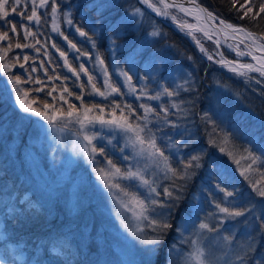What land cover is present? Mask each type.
Here are the masks:
<instances>
[{
  "label": "trees",
  "instance_id": "obj_1",
  "mask_svg": "<svg viewBox=\"0 0 264 264\" xmlns=\"http://www.w3.org/2000/svg\"><path fill=\"white\" fill-rule=\"evenodd\" d=\"M198 1L225 23L241 26L264 38V13L255 19L251 18L252 13L240 19L242 11L237 9L245 4V0H237L235 7L231 0ZM260 2L251 0L249 6L256 5L253 9L255 12ZM25 4L18 6L17 13L23 11L26 17L31 14L32 0ZM35 6L40 18L38 23L10 13L7 19L16 24V32H12L10 26L0 20V31H7L9 35L8 40L0 41V56L4 57L0 59V64H8L12 68L11 76L21 77L23 82L20 88L29 93V101H36L34 107L41 111L50 108L68 113L69 105H75L71 111L96 105L92 109L97 112L123 114L135 124L140 123L144 114L140 107L143 103L154 105L156 111L160 112L152 99L139 100L129 95L117 74L118 67L131 77L139 94L145 90L149 96L161 93V102L169 110L166 117L178 126L187 125L186 132L192 133L188 140H185V134L178 135L175 140L179 143V151L165 153L169 156L171 168L178 171L184 169L192 155L200 156L201 167L189 168V176L184 179L171 174L159 189L158 200L162 207L156 212L163 213L173 227L154 253L146 252L145 247L140 250L137 256L142 264H179L175 256H184L188 249L184 243L189 241V237L184 240L187 234L181 233V227L183 222L188 221V216H192L199 196L203 197V205L196 212V220L188 221L189 226L196 230L202 220L218 229L214 217L218 210L216 201L230 210L244 211L247 215L253 213L255 217H249L246 221L252 226L250 233L253 238L251 247L244 249V264L264 262V231L260 227L261 221H264V197L257 193V188H264V80L248 83L227 73L207 59L192 38L149 12L139 0H48L44 7H40V2H36ZM53 7L59 14V34H55L52 28ZM136 9L142 12L139 17L132 15ZM69 19L76 31L69 28ZM25 28L34 35H26ZM77 29L87 35L80 36ZM154 31L159 35H151ZM69 41L75 45L77 55H88L92 60L98 57L103 61L114 87L120 89L119 93L110 97L96 96L85 77L75 78L65 68L61 53L67 56L76 71L80 70L79 61L67 44ZM18 43L28 46L17 48ZM5 49L8 50L5 52ZM224 52L229 55L226 50ZM25 56L29 58L27 62L23 59ZM84 64L91 71L90 66ZM176 75L180 78L177 79ZM94 77L91 78L95 84L104 90L101 80ZM164 88L175 94H163ZM77 96L81 99H77ZM8 101V93L0 88V112L4 114L9 111L7 115H16L14 108L6 106ZM115 105H119V108ZM126 105H131V111ZM16 116L18 123L15 128L19 130L20 140H28L31 132L29 122ZM104 154L115 166L125 170V164L117 155L108 150ZM253 157L257 158L255 162ZM5 173L1 174L0 179L7 183L9 174L7 171ZM217 184L226 191L218 190ZM14 188H18L17 182ZM165 188L173 193L172 197L164 193ZM24 192L20 191L18 199ZM227 192L233 195L228 196ZM177 196L180 197L178 200L175 199ZM226 197H229L228 202L225 201ZM19 207L6 212L4 221L13 240L23 243L29 252L27 263L43 261L48 255L53 258L50 264H87L73 244L66 243L62 235L57 237L53 234L52 219L44 208L30 205L28 208L27 203ZM243 226L237 222L234 226L237 230L236 242L246 243V233L241 231ZM144 233L156 235L149 226ZM228 233L234 235L233 231ZM260 237L261 241L258 240ZM54 245L62 246L66 255L52 254ZM177 248L183 252L176 251ZM4 249L8 264H18L8 248ZM169 249L172 251L169 252ZM37 251L38 255L35 256Z\"/></svg>",
  "mask_w": 264,
  "mask_h": 264
},
{
  "label": "rangeland",
  "instance_id": "obj_2",
  "mask_svg": "<svg viewBox=\"0 0 264 264\" xmlns=\"http://www.w3.org/2000/svg\"><path fill=\"white\" fill-rule=\"evenodd\" d=\"M26 1L29 2V0H22V3L25 4ZM139 1L145 8L151 10L154 15L168 22L175 30L192 38L195 44L199 46V49H203L204 56L227 73L248 83H255L257 80L262 82L264 80V74H262V71H264V56L251 53L243 44L225 42L211 30L202 28L192 17L187 16L174 7L164 8L159 0H150V2L156 5L161 13L166 12L167 15H162L153 8L148 7L142 0ZM36 2L38 4L40 0H36ZM165 3L167 2L165 1ZM139 15L137 13L134 16L139 17ZM53 20L52 28L54 33L59 34L61 25L58 12L54 13ZM68 26L73 31H76L72 23H68ZM249 32L245 29L244 32L240 33L247 36L246 33ZM252 34L253 38L264 44L263 37ZM67 44L79 61L80 70H75L74 72V67L70 65L67 56L62 55L61 58L65 68L75 78L83 76L88 80L92 88L95 85L96 89L105 92L106 95L103 97L117 94V92L111 91L108 87V84L113 87L114 85L104 63L100 62L102 60L98 57L92 60L90 56L84 54L77 55V50L74 49L72 44L69 42ZM206 44L208 45L206 46ZM224 50L229 55H226ZM239 52L246 54L240 56L238 55ZM247 53L251 54L248 55ZM253 57H256V59H253ZM84 63L90 66L91 71ZM246 64H251L254 68H261L262 71H250L241 67ZM4 65L0 64V88L8 93L9 101L6 106L14 108L16 115L27 119L31 132L28 140H20L19 130L15 128L18 123L17 116L14 114L13 116L7 115L9 111H5L4 114L0 112V176L2 173L5 175L6 171L9 174V176L7 175V183L2 182L0 179V231L7 233V239L0 241V259H3L5 264H8L4 254V248L7 247L9 254L13 258L14 255L22 257V259H17L18 264H37V262L39 264H50L53 261V258H49L46 255L43 261H29L27 263L29 252L26 251L25 245L15 242L13 240L14 237L8 231L9 227L6 226L4 221L5 213L10 212L12 209H19L20 204L27 203L28 208L36 206L45 209L53 222V234L55 233L56 235H54L57 237L60 234L66 243L73 244L77 252H80V258L86 261L85 263L142 264L140 257L137 255L144 247L150 246L139 243L132 235V232L136 231L137 227L142 228L143 232H145L149 225L147 221H141L133 211L129 210L135 207L131 203L130 196L135 194L144 200L145 204H148L151 199L159 202V196L155 192L150 191L149 186L145 185L138 177L129 179L123 173L127 171L140 172L144 179L148 180L151 186L156 189V192H159L161 186L172 174L166 167L163 158L159 157L158 154L156 156L151 155L146 145V150L142 152L141 146L138 143H133L135 138L133 132H125L120 128H109L106 125L102 126L99 122L88 124L87 121H85V127L82 128L80 123L77 122V117L82 118L86 108L79 111L72 110L73 115L71 117L67 113L47 108L45 112L49 116L54 117L52 123L35 114L25 113L16 103L15 93L12 90L11 83L8 82L12 68L8 65V68L5 69ZM231 68H236L237 71L234 72ZM116 69L131 97H136L139 100L143 98L149 99L150 96L147 90H143L144 92L139 94L133 80L128 81L121 74L126 72L118 67ZM240 72L245 73V75L238 74ZM93 76L101 80L104 90L95 84L93 78L89 80V77ZM176 76L177 79L180 78L179 75ZM105 81H107V84ZM130 85L131 89H135V91L130 89ZM93 91L96 96L99 95L94 88ZM144 93H147V95ZM27 100L29 101L28 97ZM152 102L159 106L160 112L156 111L154 105L142 104L154 108L155 112L146 114L144 108H142L144 114L138 124L141 126L146 125L147 127L141 133V136L147 138L148 130L150 129L155 136L157 146L168 157L167 163L170 165L169 156L165 152H170L171 150L179 151V143L176 142L175 138L180 134H185V140H188L192 133L186 132L188 130L187 125L178 126L166 117L169 110L167 112L164 111L166 107L163 106L161 97ZM115 115L119 117L123 114L115 113ZM97 116L109 120L113 118V113L106 114L105 112H97L94 109L88 112L90 119ZM128 121L133 126L136 125L131 122L129 117ZM86 131L89 135L95 132L97 138L93 139L92 144L97 149L103 147V149L117 155L125 164V170L120 169V173H116L115 168L118 167L115 166L113 168V163L109 165L108 161L111 160L106 158L105 150L103 153L99 151L92 153V158H90L87 154L88 141L84 139ZM100 136L105 138L100 139ZM100 169L108 173L105 179L100 178ZM231 171L230 173L232 174L233 172ZM16 182L18 188H14ZM117 184L120 187H115ZM21 190L25 192L21 195V199H18ZM228 198L226 197L225 201ZM216 204L219 203L216 201ZM125 205H128V207H125ZM202 205L203 197L199 196L197 203L193 207L192 216L187 218L188 221L190 219L191 221L196 220V212L202 208ZM161 207L162 204L160 202L152 205L151 208H154L155 212L150 208L148 215L155 218L156 213H158L156 211L161 209ZM136 211H139V209H136ZM214 217L219 227L218 231L212 234L207 229H200V224L205 223L202 220L198 223L196 230L189 226L188 221L183 222L181 233L187 234L184 240L189 237V241L184 243L188 245L184 256H175L179 264H185L188 260V254L194 252L198 246L203 247L207 251V259L212 261V264H232V262L240 264L237 261V257L245 255V250H247L245 247H251V238H253L252 233H250L252 226L246 221L249 217L255 216L250 213V215L244 214L243 216L229 218L225 213L219 212L218 209ZM236 222L244 224L241 231L246 233V243L242 241L236 242L234 239L229 243L222 239L224 236L235 238L237 234V230L234 229ZM255 223V226H257V220H255ZM125 225L128 227L125 228ZM210 226L212 227L211 224ZM221 229H226L227 232H222ZM12 230L13 228H11ZM229 231H233L234 235H229ZM258 240L261 241V237ZM62 244L64 243L62 242ZM55 247L58 252L51 250L52 254L66 255L62 246L58 245ZM13 248H15V253L12 251ZM176 251L183 252L179 248ZM38 252L35 256L38 255Z\"/></svg>",
  "mask_w": 264,
  "mask_h": 264
},
{
  "label": "snow or ice",
  "instance_id": "obj_3",
  "mask_svg": "<svg viewBox=\"0 0 264 264\" xmlns=\"http://www.w3.org/2000/svg\"><path fill=\"white\" fill-rule=\"evenodd\" d=\"M142 2L144 4H147L148 7L153 8L155 11H157L158 13L162 14V15H167L166 12L161 13L160 9L156 7V5L152 4L150 2V0H142ZM160 3L163 4L164 8H169L174 6L173 4H168L165 3V0H159ZM22 3V0H0V20H3L6 24H8L10 26V30L12 32H16V24L13 23L12 21L8 20V16L10 15V13H17V8L18 6H20ZM48 3V0H40V7H44L46 4ZM232 5L235 7L237 4V0H231ZM251 0H245V4H242L239 6V8L237 9L238 11H242V15L240 16V19H244L246 17L249 16L250 13H252V19H255L256 17H258L261 13H264V0H261L258 10L257 11H253V9L256 7V5H251ZM36 0H32V11L30 15H27L25 17V13L23 11L18 12L17 14L20 15L21 17H24L25 19L29 20V21H35L36 23L39 22V16L37 15V11H36ZM177 7H180L181 11H188L187 9L183 8L182 6L176 5ZM25 7H27V5L25 4ZM200 11L204 12L209 18L212 19H216V17H213V14L211 12H208L207 9L205 8H200ZM52 12L56 13L57 9L55 7L52 8ZM141 14L142 12L140 9H136L135 12L133 13V15L135 14ZM68 15V14H66ZM173 19H175V17H173ZM68 23L71 24L72 21L69 19ZM221 24H225L224 21H220ZM227 28H230L233 30V32H244L245 29H243L242 27H238L235 26L233 24H226L225 25ZM191 27V26H189ZM77 31L80 32L81 36H86L87 33L81 31L80 29H77ZM25 34L26 35H34V33H29L27 31V28H25ZM151 35L156 36L159 35L158 32L154 31L151 33ZM207 35V33H206ZM246 35L249 38H253V34L252 33H246ZM211 38V37H209ZM9 39V35L7 31H0V41L3 40H8ZM65 39H67V37H65ZM69 43H71V41H69ZM28 45H21V44H17L16 47L20 48V47H27ZM73 47H75V45H72ZM260 47H264V45H260ZM11 48V44L8 45V49ZM5 49V52L8 50ZM203 51V49H201ZM246 53L244 52H239L238 55L243 56ZM248 55H250L251 53H247ZM61 55H63V53H61ZM3 56H0V59H3ZM211 58V57H210ZM17 60H19V57L16 58ZM24 61L27 62V60L29 59L27 56H25ZM253 59H256V57H253ZM101 63H103V61H100ZM21 68L24 67L23 64L20 65ZM82 67V66H81ZM241 67L248 69L250 71H262L261 68H254L253 65L251 64H246V65H242ZM4 68H8V64L4 65ZM232 71H237L236 68H231ZM73 71L75 72V69H73ZM86 71V70H85ZM122 75L125 76V78L128 81H131V77H129L127 75V73H121ZM240 75H245V73L240 72L238 73ZM262 74H264V71H262ZM92 78L89 77V80H91ZM8 82L11 83L12 86V90L15 93V101L16 103H18L19 107L25 112V113H32L35 114L36 116H40L43 117L45 120H48L49 123H52L54 120V117L49 116L45 111H41L39 108L34 107L33 105L36 103L35 100L32 101H28L27 97L29 95V93L27 91H24L23 89L20 88V84L23 82L21 77L19 75L16 76H9L8 77ZM105 83L107 84V81H105ZM108 87L111 89V91L120 92L119 88H115L113 87L111 84H108ZM93 88L95 89V91L101 95V96H105L106 93L100 91L99 89L95 88V85H93ZM130 89H131V85H130ZM42 89H38V91H40ZM132 91H135V89H131ZM145 95H147V93H144ZM163 94L168 95V96H172L175 93L168 91L167 88L163 89ZM160 95L161 93H157V95L155 96H150V99L153 100H158L160 99ZM61 99H63V97H61ZM77 99H81V97L77 96ZM45 108L48 107L47 104L44 105ZM75 107V105H69V112L67 113V115L69 117H71L73 115V112L71 111V109H73ZM96 105H92V108H96ZM115 107L119 108V105H115ZM126 107L129 108V110L131 111V105H126ZM140 107L144 108L145 113H150V112H155V109L148 106V105H140ZM173 107H177L176 105H173ZM92 109L90 108H86L85 112L83 114V117H77V122L80 123L81 127L84 128L85 127V121L88 122V124H94L95 122H99L102 126H109V128H120L121 130L125 131V132H133L134 133V140L133 143L136 144L138 143L141 146V151H145V145L147 146V149L150 150V154L153 156H156L158 154L159 157L163 158V160L165 161V165L168 168V170H170L173 174L174 177L179 176V178L184 179L186 177L189 176V172L188 169L191 167H195V168H200L201 164H200V156L199 155H192L190 157V159L188 160L187 164L185 165L184 169L181 171H178L177 169L171 168V166L167 163L168 162V157L164 155V152L160 150V148L157 146L156 144V139L154 134L151 133V130H148V135L147 138L141 136V133L145 131V128L147 127L146 125L141 126L140 124H136L135 126H133L132 124L129 123L128 121V116L125 115H120L119 117H117L115 115V113H113V118L109 119V120H105L100 116L97 117H93V118H89L88 117V112H90ZM101 111H103L101 109ZM165 112L168 111L167 108L164 109ZM121 112H123V110L121 109ZM207 118V117H205ZM166 120V117H165ZM97 138L96 137V133L93 132L92 135H89L88 132L86 131L84 133V139L86 141H88V151L87 154L90 158H92V153H95L97 151H99L100 153H103L104 149L103 147H100L99 149H97V147L92 144L93 139ZM100 139H104L105 137L100 136ZM221 151H224L223 148H221ZM231 154V153H229ZM257 158L253 157V162H255ZM195 162V163H194ZM109 165H112L111 161H108ZM113 168H115V165H112ZM101 173V179H105V177L108 175V173L104 172L103 169L99 170ZM115 172L116 173H120V169L119 168H115ZM194 175V173H192ZM123 175L126 178H134V177H138L145 185L149 186L150 191L155 192L157 196L160 195L159 192H156V189L154 187L151 186V183L144 179L143 175L140 172H131V171H127L125 173H123ZM107 183V181H106ZM115 187H120L119 184L115 185ZM216 187L218 189H220V191H226V189L220 188V185L217 184ZM164 193L166 195H168L169 197L173 196V193L171 191H169L167 188L164 189ZM257 193L264 197V188H257ZM228 196H232L233 193L232 192H227ZM180 197H175V199H179ZM131 199V203L135 206L134 208H130V211H133L134 214L136 215V217L138 219H140L141 221H147L149 227H151L152 231L154 233H156V235H152L149 236L147 233L143 232V229L140 227H137L136 231L132 232V235L139 241V243H141L142 245L145 246H150V247H146L145 251L148 253H154L156 251V249L158 248V246L166 239L167 236V232L168 230H170L173 226L172 224L168 221L167 217L163 214V213H156V216L159 217V219H155L152 218L148 215L149 209L151 208L152 205H156L157 203H159L157 200L155 199H151L149 201L148 204H145V201L140 199L138 196H136L135 194H131L130 196ZM125 207H128V205H125ZM216 208L219 209V212L221 213H225L227 215V217L229 218H235L238 216H243L245 214L244 211H235V210H230L228 207H221L220 204H216ZM136 209H139V211H136ZM151 210L153 212H155L154 208H151ZM125 228H127L128 226L125 225ZM200 229H207L209 232H213V231H218V229H214L213 227H211L208 223H201L200 224ZM260 227L261 230L264 231V221H261L260 223ZM7 239V233L0 231V241ZM222 239H224L225 241H228L229 243H231V241L234 239V237H229V236H224L222 237ZM54 252H58V249H56L55 245L53 246L52 249ZM13 253H15V248L12 249ZM172 249H169V252H171ZM246 255V254H245ZM208 253L207 251L203 248V247H197L194 252H190L188 254V260L185 262V264H212V261L207 259ZM17 259H22L21 256H15L14 255V261ZM244 260H245V256H238L237 257V261L240 262V264H244ZM0 264H5L3 259H0ZM37 264H39V262H37ZM232 264H236V262H232ZM257 264H264V262L261 261H257Z\"/></svg>",
  "mask_w": 264,
  "mask_h": 264
},
{
  "label": "bare ground",
  "instance_id": "obj_4",
  "mask_svg": "<svg viewBox=\"0 0 264 264\" xmlns=\"http://www.w3.org/2000/svg\"><path fill=\"white\" fill-rule=\"evenodd\" d=\"M168 4H173L175 9L180 10V7L176 5L182 6L183 8L187 9L188 11H181L189 17L195 19L202 28H207L214 33H221L223 37H226L227 43H238V44H249L252 48L256 49L257 51L264 52V47H260V45H264L259 42L255 38H249L248 36H244L240 32H233L232 29L227 28L226 24H221L220 19L216 17V19L209 18L204 12L200 11L201 8L198 5L194 4H187L184 0H165ZM225 41V40H224Z\"/></svg>",
  "mask_w": 264,
  "mask_h": 264
},
{
  "label": "water",
  "instance_id": "obj_5",
  "mask_svg": "<svg viewBox=\"0 0 264 264\" xmlns=\"http://www.w3.org/2000/svg\"><path fill=\"white\" fill-rule=\"evenodd\" d=\"M185 2H187V4H194V5H198L200 6L201 8H205L208 10V8H206L203 4H201L198 0H184ZM149 12L153 13L151 10H149L148 8H146ZM208 12H210L208 10ZM213 14V13H212ZM214 16H216L215 14H213ZM218 19L222 20L221 18H219L218 16H216ZM217 36H219L220 38H222L223 40H225V42H227V38L226 37H223V35L221 33H215ZM244 46L250 50L251 53L253 54H258V55H262L264 56V52H260V51H257L256 49L252 48L248 43L247 44H244Z\"/></svg>",
  "mask_w": 264,
  "mask_h": 264
}]
</instances>
